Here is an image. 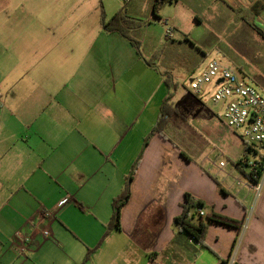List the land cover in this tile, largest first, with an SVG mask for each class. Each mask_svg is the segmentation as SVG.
Segmentation results:
<instances>
[{
    "label": "crops",
    "instance_id": "0c3cea01",
    "mask_svg": "<svg viewBox=\"0 0 264 264\" xmlns=\"http://www.w3.org/2000/svg\"><path fill=\"white\" fill-rule=\"evenodd\" d=\"M156 1L0 0V264H84L91 250L86 264H222L234 248L237 264H264V181L260 197L245 184L234 196L168 126L151 135L172 74L147 63V33L138 37ZM220 1L264 16L259 0ZM118 13L142 57L104 30ZM127 183L120 228L98 246ZM187 199L203 203L192 210L205 213L203 244L175 223Z\"/></svg>",
    "mask_w": 264,
    "mask_h": 264
},
{
    "label": "rangeland",
    "instance_id": "374dc122",
    "mask_svg": "<svg viewBox=\"0 0 264 264\" xmlns=\"http://www.w3.org/2000/svg\"><path fill=\"white\" fill-rule=\"evenodd\" d=\"M119 1L122 0H114L118 4ZM259 1L257 8L253 7L255 11L264 6V0ZM235 5L237 8L220 0H173L162 5L156 15L154 6H148L147 32L142 30L138 36L142 38L147 33L144 50L147 56L153 55L147 61L157 63L155 69L162 75L167 70L172 72L173 75L165 76H174L177 86L176 91L171 90L174 112L169 117L168 137L197 166L206 162L203 164L206 172L228 186L234 196L243 185L238 184L239 180L246 182L244 174L236 168L237 160H262L264 149L260 145L247 148L225 124L223 104L216 105L210 98L215 91L213 86L206 87L211 92L201 100L189 90L188 81L217 59L264 93V36L252 26L264 33L260 19L264 16L261 11L258 16L241 4ZM166 20L169 26L178 28L172 40L165 38ZM138 37L134 38L139 40ZM174 41L176 44L171 45ZM221 162L226 165L220 166ZM226 171H235V177L230 178ZM254 194L249 200L255 198Z\"/></svg>",
    "mask_w": 264,
    "mask_h": 264
},
{
    "label": "built area",
    "instance_id": "2783aa9c",
    "mask_svg": "<svg viewBox=\"0 0 264 264\" xmlns=\"http://www.w3.org/2000/svg\"><path fill=\"white\" fill-rule=\"evenodd\" d=\"M124 3H129L132 0H122ZM165 38L172 40L175 29L165 22ZM189 82V90L198 99H205L211 92V89L206 91V87L213 86L214 93L211 94V101L224 106V121L225 124L236 133L244 145L252 149L260 145L264 149V93L256 86L251 84L245 78H241L233 69L221 63L220 60L214 59L197 75L192 76ZM2 94L0 92V100ZM254 161L248 162L243 160L237 166L244 174L246 182L239 180L238 184H245L252 187L257 194L261 196L263 189V175L256 173L258 163ZM224 162L220 166H225ZM68 199H64L62 204L67 203ZM204 216V212H200ZM45 216L50 218L54 213L46 211ZM244 226V225H243ZM246 227V226H244ZM242 227V228H244ZM45 239L52 238V231L49 228H44L41 231ZM17 239L22 245L18 246L21 252L27 250L28 239L23 233L17 234ZM222 264H236L235 251Z\"/></svg>",
    "mask_w": 264,
    "mask_h": 264
},
{
    "label": "trees",
    "instance_id": "16d2710c",
    "mask_svg": "<svg viewBox=\"0 0 264 264\" xmlns=\"http://www.w3.org/2000/svg\"><path fill=\"white\" fill-rule=\"evenodd\" d=\"M171 1H173V0H157L156 4L154 6V14L155 15L157 14V11L159 10V8L162 5H164L166 2H171ZM122 23H126L129 25L131 24L124 14L118 13L107 23L105 21H103V28L108 33L118 32L121 35H123L124 37H126L131 42V44L135 47L137 54L140 57H142L141 43L139 42V40H136L133 36H131L122 27ZM253 27L259 34L264 36L263 31L259 27L254 26V25H253ZM147 63L152 65L148 61H147ZM166 84H167V87L169 88V92H168L167 96L165 97V99L163 100L159 119H158L157 124L155 125L151 135H154L156 133L164 134V130L168 126V123L170 120L169 117H170L171 113L174 112V109L171 107V101H172L171 95H173L171 93V90L174 89V91H176L177 86H176L175 82H173V79L171 78L170 75L168 77H166ZM242 161H243L242 159H239L237 161L236 165L239 166L242 163ZM258 164L259 165L256 168V173L258 175H264V159H262V161L259 162ZM129 189H130L129 184L127 183V185L125 186V188L123 190V193L113 201V216H112L111 222L108 224L107 231L104 234V236H103V238H102V240L98 246H100L103 243V241L106 239V237L110 234V232L113 229L120 228L121 210H122V207L124 206V204L128 201V199L130 197V190ZM187 200H188L187 201L188 203L186 205H184L183 213L175 219V223L181 229H183L185 232H187L189 235H191L193 238H195L199 243L203 244V242L206 238V234H207V228H208L207 221L205 219H203L202 216H199V218L196 219L195 214L192 213L193 209L202 208L203 203H201L200 201L199 202L192 201L190 199H187ZM208 219H209V221L210 220H217V221L222 222L224 224H228L230 226L238 227L239 229L242 227L241 223H239V222H236V221L231 220V219H226L223 217H218L215 215L210 216ZM92 253H93V250H91L88 253V255L84 261V264H86L90 260V256Z\"/></svg>",
    "mask_w": 264,
    "mask_h": 264
}]
</instances>
